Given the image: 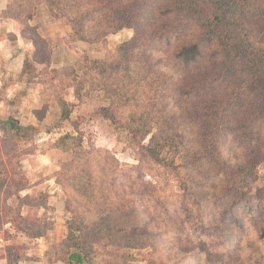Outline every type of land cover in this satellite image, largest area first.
I'll return each instance as SVG.
<instances>
[{"label": "rangeland", "instance_id": "obj_1", "mask_svg": "<svg viewBox=\"0 0 264 264\" xmlns=\"http://www.w3.org/2000/svg\"><path fill=\"white\" fill-rule=\"evenodd\" d=\"M57 1L48 0L37 5L35 0H23L11 10L22 19L19 23L26 41L24 49L16 52L25 58L27 76L36 77L45 84L44 102H58V98H62L72 115L69 120L51 115L47 125H34L32 130L19 132L10 129L9 123L4 122L7 120L0 121V239H4L5 230L7 235L14 232L11 224H4L7 223L6 215L20 225L24 222H20L19 216L27 215L32 208L25 228L31 226L27 229L32 233L38 231L39 226L48 228L46 233L55 239L47 249L51 258L67 260L73 252H78L75 246L69 250L65 246L70 229L68 223L72 220L75 243L86 247L93 264H264V237L254 228V214L248 213L245 207L244 214L243 210L236 213L238 222L228 215L222 217L220 207L223 205L217 203L222 196L219 179L207 181L201 175L195 176V172L192 176L184 164L186 155L174 147L163 149L161 160L149 159L126 126L121 127L100 113L101 107L109 105L105 93L89 92L86 82L81 96L75 95L73 86L60 75L59 69L72 66L78 77L84 78L89 70L85 56L90 60L122 58L126 50L122 51L120 46L131 40L135 31L124 27L102 35L105 27L100 31L89 28L99 19L103 21L105 14H111L107 8L90 14L86 34L91 38L81 40L74 34L68 16ZM76 1L90 10L102 4L100 0ZM85 11L83 8L79 17H72L77 20ZM133 51L135 55L140 54L139 50ZM151 52L153 60L163 56L162 49ZM166 67L161 65L167 74L174 70L172 66ZM216 68L206 59L187 69L185 79L196 84L215 75ZM69 79L72 80V76ZM222 91L226 96L227 92ZM208 98L197 97L185 112L195 121L198 117L195 113L202 110ZM170 101L166 97L165 102ZM130 110L120 109L116 113L119 119L122 120L121 115L128 119ZM171 111L179 115L182 110L171 107ZM42 113L38 116L43 117ZM163 117L160 122L165 130L173 117L167 114ZM75 124L79 126L84 148H97L102 152L95 153L93 161L87 162L84 156L81 162H71L70 175L91 172L96 188L100 189L96 194H101L102 190L108 194V199L102 200L96 195L95 202H91L78 189L73 190L62 170V165L72 160V151L51 148L62 132L77 135ZM157 127L158 124L153 123L144 144L158 131ZM218 145L222 149V164L243 170L250 164L251 155L245 144L231 139L230 142L221 140ZM220 166L216 168L215 165V171ZM58 173L61 182L57 180ZM26 181L25 186L29 188L20 195L14 194ZM249 181L255 187L264 186V159L256 163ZM72 184L80 188L82 181ZM99 202L104 213L98 212ZM44 215L45 222H34ZM14 244L10 245L12 258L24 255L26 246L22 250Z\"/></svg>", "mask_w": 264, "mask_h": 264}, {"label": "trees", "instance_id": "obj_2", "mask_svg": "<svg viewBox=\"0 0 264 264\" xmlns=\"http://www.w3.org/2000/svg\"><path fill=\"white\" fill-rule=\"evenodd\" d=\"M22 1L13 0L9 12ZM44 2L48 0H35L37 5ZM100 3L90 10L76 0L56 2L81 40L91 38L86 34L90 14L109 8L111 14H105L103 21L99 19V26L93 24L89 28H99L100 31L105 27L102 35L124 27L133 28L135 36L120 46L126 53L116 60H90L85 56L89 70L84 78H79L72 66L60 68V75L73 86L77 97L81 96L86 82L89 92L105 93L109 105L101 107L100 113L115 124L126 126L149 159L161 160L163 149L174 147L186 155L184 164L192 176L195 172V176H202L207 181L219 179L222 196L217 203L223 205L220 207L222 217L228 215L238 222L236 213L246 207L248 213L254 214V228L260 237H264V186L255 187L249 181L256 163L264 159L260 156L264 155V0H100ZM83 8L86 11L81 18L72 17H79ZM10 14L22 21L20 14ZM133 49L139 50L141 55H135ZM152 49H162L163 56L153 60ZM206 59L217 67V73L196 84L186 81L184 72ZM162 64L172 66L174 70L167 74L161 69ZM222 90L227 92L226 96ZM166 97L171 101L165 102ZM197 97L209 98L202 110L195 113L198 116L195 122L185 111ZM58 103L62 120H69L71 109L62 98H58ZM171 107L182 111L178 115L171 111ZM127 108L131 109L129 118L124 119L121 115L122 120L119 119L116 112ZM165 114L173 118L163 130L160 121ZM7 122L18 132L34 129L13 118ZM153 123L158 124V131L144 144V139L152 132ZM74 128L77 135L67 132L51 144V148L72 151V160L62 165L64 177L73 190L78 189L89 201L95 202L96 195L102 200L108 199V194L102 190L101 194H96L100 189L96 188L91 172L70 175L71 162H81L84 156L87 162L93 161L94 154L102 152L97 148L85 149L79 126L75 124ZM242 129L246 131L242 132ZM231 139L245 144L250 151L251 162L245 170L222 164L220 160L222 149L218 144L221 140L230 142ZM105 151L109 154L108 150ZM219 164L220 169L215 171V165L219 168ZM59 175L57 180L61 182ZM75 181H82L80 188L73 186ZM27 183L24 182L14 194H19ZM100 203L98 212L104 213ZM31 210L29 208L27 215L19 216L20 222H24L20 225L7 215L4 218L16 230L29 236L44 235L48 230L44 226H39L34 234L27 229L31 226L25 228ZM44 220L45 215L34 222ZM68 225L65 246L67 250L75 246L78 252L63 260L69 264H93L86 247L75 243L73 221L69 220Z\"/></svg>", "mask_w": 264, "mask_h": 264}, {"label": "crops", "instance_id": "obj_3", "mask_svg": "<svg viewBox=\"0 0 264 264\" xmlns=\"http://www.w3.org/2000/svg\"><path fill=\"white\" fill-rule=\"evenodd\" d=\"M12 1L0 0V121H8L13 118L25 126L47 125L51 115L60 119L61 108L55 100L43 101L44 85L36 77L30 79L27 76L29 72L24 69L25 58L22 57V54L17 55V52L24 49L23 43L26 40L20 21L9 12V5ZM30 46L32 45L30 44ZM40 112H43V117L38 116ZM62 134L63 132L59 135ZM27 188L29 187L26 186L22 191ZM48 198L51 200V196ZM7 223L4 224H11ZM13 227L14 232L10 231V234L7 235V230H5L4 239H0V264H69L60 258H51L47 254V249L55 240L53 236H49V232L34 237ZM20 238L23 239L18 240ZM15 240L16 242H13ZM25 240L28 241L22 242ZM9 241L11 244H8ZM14 243H17L18 248L22 250L24 245L26 246L24 255H27L28 258L22 254L12 258L13 249L10 245H15Z\"/></svg>", "mask_w": 264, "mask_h": 264}]
</instances>
